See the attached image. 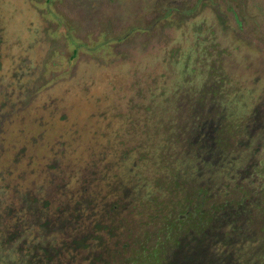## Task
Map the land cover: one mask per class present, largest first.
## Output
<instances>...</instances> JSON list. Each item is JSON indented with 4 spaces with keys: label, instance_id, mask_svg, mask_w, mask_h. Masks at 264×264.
Masks as SVG:
<instances>
[{
    "label": "rangeland",
    "instance_id": "374dc122",
    "mask_svg": "<svg viewBox=\"0 0 264 264\" xmlns=\"http://www.w3.org/2000/svg\"><path fill=\"white\" fill-rule=\"evenodd\" d=\"M216 136L232 160L205 206L264 202V0H0V234L29 227L13 208L27 199L49 201L47 215L77 207L81 231L122 192L123 240L153 234ZM228 166L247 196L222 187L234 188ZM259 205L233 232L213 224L234 240L209 245L215 259L264 264ZM14 249L0 245V264Z\"/></svg>",
    "mask_w": 264,
    "mask_h": 264
},
{
    "label": "trees",
    "instance_id": "16d2710c",
    "mask_svg": "<svg viewBox=\"0 0 264 264\" xmlns=\"http://www.w3.org/2000/svg\"><path fill=\"white\" fill-rule=\"evenodd\" d=\"M256 115L257 112L253 114L252 123L258 121ZM220 142L216 136L204 143L201 155L193 161L194 170L189 182L182 180L179 184L176 180L178 177L172 179L171 183L187 185L188 188L184 193L181 191L182 203H178L176 210L160 214L161 220L153 234L145 233L132 241L123 240L124 233L118 230L120 220L116 221L114 217L119 214L120 209L132 204L131 198L124 199L127 196L125 192H122V200L104 206L97 220H94L91 226H81V231L77 227L80 217L77 207L57 205L49 211L50 215H47L51 203L40 200L38 207V199L35 198L25 200L22 207H13L18 214L28 211V215L33 218L32 223L27 229H20L17 223L8 225L10 229L6 227L0 234V245L13 240L15 254L10 264H73L77 255H80L79 252L85 254L82 257V261H86L85 264H227L224 262L228 261L227 255L223 261V256L217 260L209 248L215 243L224 244L227 240H232L233 243L234 240L230 237L228 239V235H223L213 224L219 222L222 223L219 226L229 225L230 231L233 232L234 224L242 221V216L244 217L242 213L249 212V205L262 209L259 204L263 206L264 202L261 199V203H258L250 198H225L219 203L212 201L205 206L206 199L210 198L205 188L212 190L217 187L211 179V174L229 165L232 160L227 153L230 145L224 144L221 147ZM228 167L232 172L229 176L235 183L234 188L230 185L228 187L225 182L222 187L231 189L232 193L237 191L239 195L247 196L245 186L241 188L243 184L236 183L239 177L236 173L240 169ZM259 192L264 198V193ZM224 194L228 195V192ZM151 202L156 204L157 200ZM83 203L88 205L90 201L85 200ZM79 204L80 202L77 205ZM161 205H158L160 212ZM61 212H66V216H60ZM53 214L55 215L52 216ZM245 215L246 218L249 217L248 214ZM23 232H27L29 238L24 239L26 237L22 235ZM152 236L153 241H150ZM233 236L237 237L236 232ZM17 237H20L19 241H14ZM204 239L209 241L207 246H204ZM252 254L250 251L248 258ZM238 264H250V261L243 258V262Z\"/></svg>",
    "mask_w": 264,
    "mask_h": 264
}]
</instances>
